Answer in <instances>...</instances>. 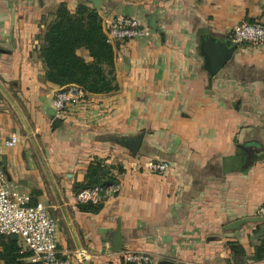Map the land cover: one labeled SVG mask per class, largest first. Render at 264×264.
Wrapping results in <instances>:
<instances>
[{"label":"crops","instance_id":"1","mask_svg":"<svg viewBox=\"0 0 264 264\" xmlns=\"http://www.w3.org/2000/svg\"><path fill=\"white\" fill-rule=\"evenodd\" d=\"M61 1L71 12L80 2L92 8L87 0H0V168L8 186L57 211L58 249L71 264H119L126 251L148 252L157 264H228L229 241L253 254L260 223L226 225L264 204V43L237 44L214 76L200 45L264 18V0H102V21L127 15L149 27L153 14L157 28L112 43L115 89L86 93L53 127L61 86L45 79L39 46ZM135 136V154L118 143ZM10 138L16 144L5 145ZM93 158L113 167L118 185L97 213L80 211L75 195ZM147 158L170 170L147 172ZM118 227L123 248L112 251Z\"/></svg>","mask_w":264,"mask_h":264},{"label":"trees","instance_id":"2","mask_svg":"<svg viewBox=\"0 0 264 264\" xmlns=\"http://www.w3.org/2000/svg\"><path fill=\"white\" fill-rule=\"evenodd\" d=\"M41 40L39 57L44 65L46 80L61 87L76 84L87 94L108 93L115 89L114 49L107 41L102 19L95 9L80 2L75 11L71 12L66 2L61 1L46 23ZM80 49L87 52L89 59L78 53ZM112 168L103 164L100 159L93 158L87 166L83 181L77 183L75 188L115 182ZM77 207L83 212L97 213L102 208V203L79 202ZM261 227L257 224L255 240L251 239L254 252L250 256H247L239 242L226 243L233 257V264L240 263L236 262L237 256L242 261L245 258L251 261L264 259V228ZM4 237L0 240V259L3 264H35L26 259L28 252L21 251L16 236Z\"/></svg>","mask_w":264,"mask_h":264},{"label":"built area","instance_id":"3","mask_svg":"<svg viewBox=\"0 0 264 264\" xmlns=\"http://www.w3.org/2000/svg\"><path fill=\"white\" fill-rule=\"evenodd\" d=\"M104 33L109 43L141 38L149 35L150 28L137 18L117 15L102 21ZM231 42H264V18L244 20L229 32ZM85 91L76 84L57 89L52 97L55 115L62 117L68 106L77 104ZM17 140L10 138L5 145H14ZM141 166L147 172L165 174L170 164L147 158ZM118 191L117 183L97 184L80 189L77 200L80 203L102 202L104 196ZM256 215L264 220V204L257 208ZM56 223L48 207L41 201H33L27 193L11 189L0 168V235H14L22 252H28L27 260L35 264H71L59 251L56 240ZM79 255H82L79 253ZM123 259L127 264H156L151 254L145 251H126Z\"/></svg>","mask_w":264,"mask_h":264},{"label":"water","instance_id":"4","mask_svg":"<svg viewBox=\"0 0 264 264\" xmlns=\"http://www.w3.org/2000/svg\"><path fill=\"white\" fill-rule=\"evenodd\" d=\"M102 0H87V2L92 4V8L98 10ZM148 25L152 29L157 28L156 18L153 14L147 16ZM236 43L231 42L229 39L223 41L217 40L214 37L206 36L202 38L200 51L205 58V70L210 76L216 75L233 57L236 50ZM1 88V86H0ZM2 90V89H1ZM61 119L55 117L52 126L55 127ZM139 137H130L127 139H120L118 143L127 147L132 153H136L137 146L136 142ZM264 222L263 218L259 216H249L237 219L226 225V229L235 230L239 229L242 225L246 223H260ZM123 248L122 237L119 227L112 234L111 239V250L121 251ZM158 264H175L171 260H160Z\"/></svg>","mask_w":264,"mask_h":264},{"label":"rangeland","instance_id":"5","mask_svg":"<svg viewBox=\"0 0 264 264\" xmlns=\"http://www.w3.org/2000/svg\"><path fill=\"white\" fill-rule=\"evenodd\" d=\"M230 40V39H229ZM231 41V40H230ZM243 43H245V44H252L251 42H243ZM243 43H240V44H243ZM262 43H264V42H262ZM239 44V43H238ZM81 50V54L80 55H82L84 58H86V56H88V54H87V52L84 50V49H80ZM71 106V105H70ZM70 106H68V107H70ZM80 190H78L77 191V193L75 194L76 195V199H77V194H78V192H79ZM106 197H108V195L107 196H104V198H102L103 200L106 198ZM102 200V201H103ZM99 203H102L101 201H99V202H97V203H94V204H99ZM48 207V206H47ZM48 210H49V208H48ZM50 215L52 216V218L55 220V223H56V233H57V229H58V226H57V220H58V215H57V211H56V213H50ZM56 217H54V216ZM255 216H257V215H255ZM246 224H257V223H246ZM260 225L262 226L261 228H264L263 227V225H264V222H260ZM56 235V234H55ZM5 237L4 236H1L0 235V240H2V239H4ZM56 240H57V236H56ZM57 244H58V242H57ZM249 245L250 246H252L251 245V239L249 240ZM246 252V251H245ZM247 256H250V255H247ZM232 256H231V258L229 259V262H228V264H233L232 263ZM234 260H235V258H234ZM237 261H240V263L239 264H249V260H247L246 258H245V260L244 261H242V259L241 258H239L238 256H237V258H236V262ZM119 264H127L125 261H124V259H123V255L121 256V259L119 260ZM157 264V263H156ZM235 264V263H234Z\"/></svg>","mask_w":264,"mask_h":264}]
</instances>
